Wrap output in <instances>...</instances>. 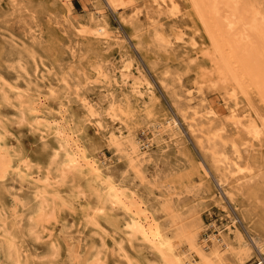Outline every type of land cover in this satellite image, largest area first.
Here are the masks:
<instances>
[{"label":"rangeland","instance_id":"1","mask_svg":"<svg viewBox=\"0 0 264 264\" xmlns=\"http://www.w3.org/2000/svg\"><path fill=\"white\" fill-rule=\"evenodd\" d=\"M177 1L181 10L174 14L169 2L159 7L152 0H0V120L8 119L14 131L8 138L12 146H18L20 137L33 161H49L39 134L16 123L18 108L3 102L2 89L9 92L11 86L17 87L10 90L12 96L20 93L26 99L39 97L46 105L51 90L59 92L60 97L66 92L62 101L67 126L82 128L84 140L92 143L103 159L104 171L147 201L163 237L176 243L178 256L184 251L192 257V243L204 253L219 252L240 233L249 248L243 255L244 264H264V145L242 144V139L248 138L247 124L242 121L237 129L230 121L228 117L235 113L231 91L220 83L213 86L218 79L209 71L214 66L201 55L208 44L206 33L188 1ZM134 5L138 16H134ZM99 25L108 34H101ZM122 72L128 73L131 81L143 74L153 87V98L116 84L114 79ZM199 86L204 93L194 90L189 96L188 89ZM78 93L89 98L100 122L89 115ZM254 97L257 119L262 122L264 103ZM242 99L244 111L247 106ZM205 102L217 114L206 115ZM224 102H228L225 107ZM170 118L175 119L176 126L170 130L169 144L153 140L157 138L153 132ZM113 127L130 142L131 134L138 135L146 152L139 156L136 168L126 157V146L112 141L109 132ZM238 156L253 168L242 179L231 173V159ZM224 157L228 164L223 162ZM9 185L11 190H28V185H21L18 179H10ZM64 189L79 204L95 205L96 196L87 176L77 173ZM14 197L5 192L4 206L0 203L5 210L0 218L8 227L15 220L11 215L16 206ZM32 209L29 201L25 207H18L16 216H23L25 230L30 226ZM102 220L113 237L124 235L123 218L117 211H106ZM2 239L0 236V264H11ZM67 242L72 256L67 264H76L78 259L84 264L86 256L101 246L98 235L83 242L80 238ZM32 248L41 258L48 253L44 242H34ZM128 252L141 264L154 259L148 247L135 246ZM226 260L225 264H238L229 253ZM48 262L45 258L37 264Z\"/></svg>","mask_w":264,"mask_h":264},{"label":"bare ground","instance_id":"2","mask_svg":"<svg viewBox=\"0 0 264 264\" xmlns=\"http://www.w3.org/2000/svg\"><path fill=\"white\" fill-rule=\"evenodd\" d=\"M117 1L126 3L128 0ZM152 1L159 7L169 2L174 14L181 10L177 0ZM187 1L207 36L208 44L201 51V55L214 66V70L209 71L218 79L213 82V86L220 83L229 87L231 91L230 97L233 100L235 113L228 118L237 129L243 125L242 121L247 124L245 134L248 138L242 139V144L252 146L258 143L262 147L264 145V123L262 122L264 121L260 122L257 119L258 112L254 103V96L264 103V5L262 0ZM138 15L139 11L135 6L134 16ZM99 31L101 34H108L103 25H99ZM179 38L183 39L182 34ZM125 69L127 65H124L123 70ZM142 76L140 73L138 78L134 77L131 81L128 73L122 72L120 77L114 80L116 84L129 88L136 95H147L153 98V87L149 80ZM63 81L68 85L67 80ZM202 86L189 88L187 93L189 96L193 95L194 90L204 93ZM17 89L14 86L10 87L9 92L7 89H2L3 102L17 106L19 113L17 124H25L30 131L39 134L42 150L49 156V161H33L25 153L24 142L20 137H17L18 146H12L8 138L14 135V131L7 122L8 119L0 120V203L4 206L5 192L13 194L15 196L13 200L16 201L15 211L11 213L15 218L12 226L8 227L7 222L0 218V236L4 237L3 246L6 248L11 264H37L38 260L45 258L49 261L48 264H67V261H72L67 241L74 243L75 239L80 238L83 242L87 237L95 235L101 238V246L86 256L84 264H141L128 252V248L134 250L135 246L150 249L154 259L148 264H225L228 253L236 258L238 264H244L243 255L249 251V248L240 233H236L234 241H230L219 252L213 251L207 254L192 243L194 252L192 257L184 251L178 256L177 247L174 245L176 243L173 244L171 239L163 237L160 223L147 201L139 193L131 192V189L104 171L106 165L103 159L97 155L96 147L84 140L82 128L67 126L68 121L63 116L62 101V96L67 95L66 92L60 97L59 92L51 90L48 95L49 104L46 105L39 97L26 99L23 97L24 94L20 93L12 96L10 92ZM78 96L89 115L100 122L89 98L79 93ZM194 97L192 98L195 99ZM241 99L247 106L244 111L241 107ZM227 103L224 102V107ZM203 108L208 116L217 114L216 109L209 102L203 105ZM197 110L198 108L195 113ZM192 117L195 119L194 116ZM101 125L97 124L99 127ZM175 126V119H168L165 125L157 127V131L152 134L157 138L152 139L168 145L171 141L170 130H173ZM109 133L113 136L114 144L126 146V157L130 159L132 167L136 168L139 156L146 152L141 148L138 135L131 134L133 140L130 142L126 136L118 135L115 127ZM48 138L51 139L50 147ZM149 141L154 143L151 139ZM27 143L30 144V142ZM224 159L222 161L228 164L227 158L224 157ZM231 163V173L238 175L240 179L248 177L253 170L251 164L239 156L231 159ZM77 173L90 179L91 189L96 196L93 207L79 204L65 192L64 186L69 178H75ZM10 179H18L21 185L26 183L28 190L24 191L21 188L11 190ZM27 201L33 203V209L28 218L30 226L28 230H25L21 222L23 216H16V214L18 207H25ZM108 210L117 211L123 218L126 230H123L124 235H118V239L113 237L102 224V217ZM0 212L5 213L3 207L0 208ZM34 242L47 243L48 253L45 258L34 253L32 248ZM76 264H83V261L78 259Z\"/></svg>","mask_w":264,"mask_h":264}]
</instances>
